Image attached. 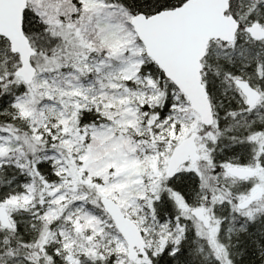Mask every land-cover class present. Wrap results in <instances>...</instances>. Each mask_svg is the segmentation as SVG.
<instances>
[{
    "label": "snow or ice",
    "instance_id": "snow-or-ice-1",
    "mask_svg": "<svg viewBox=\"0 0 264 264\" xmlns=\"http://www.w3.org/2000/svg\"><path fill=\"white\" fill-rule=\"evenodd\" d=\"M0 264H264V0H0Z\"/></svg>",
    "mask_w": 264,
    "mask_h": 264
}]
</instances>
